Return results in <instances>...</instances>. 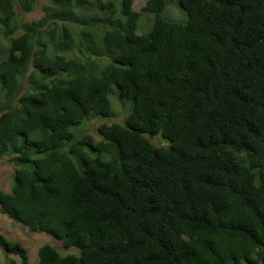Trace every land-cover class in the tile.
Masks as SVG:
<instances>
[{"label": "trees", "instance_id": "1", "mask_svg": "<svg viewBox=\"0 0 264 264\" xmlns=\"http://www.w3.org/2000/svg\"><path fill=\"white\" fill-rule=\"evenodd\" d=\"M168 1L0 0V213L78 250L38 264H264V0Z\"/></svg>", "mask_w": 264, "mask_h": 264}, {"label": "rangeland", "instance_id": "2", "mask_svg": "<svg viewBox=\"0 0 264 264\" xmlns=\"http://www.w3.org/2000/svg\"><path fill=\"white\" fill-rule=\"evenodd\" d=\"M107 1V0H104ZM49 0H39L37 9L26 15L25 19L29 22L34 20H38L44 15V7L48 5ZM147 0H134V9L136 11H141L142 8L146 5ZM154 18V16H152ZM163 17L170 22L180 23L186 25L188 23V15L179 5L177 0H170L167 3L165 12L163 13ZM150 18L144 14L141 24L139 25V34L147 33L150 30ZM114 91H116V86H113ZM114 96L113 100V109L111 115V122H123L126 117L130 114L132 110V102L129 100H124ZM104 122L102 120L92 119L90 120L86 127L89 129V133L96 139L99 140L97 129L100 124ZM154 144L160 145L163 144L162 139L156 138L152 141ZM15 172V167L8 162V159L2 161L0 166V188L5 191H10L12 184V177ZM0 234H3L9 240L19 242L24 247L27 248L29 253V264H38L39 248L43 244H52L54 245L62 254L67 253H78V250L73 249H65L62 243L52 236L47 234H34L31 233L27 228H25L22 224L15 222L5 215L0 213ZM0 264H22L21 260L16 257L7 254L0 248Z\"/></svg>", "mask_w": 264, "mask_h": 264}]
</instances>
